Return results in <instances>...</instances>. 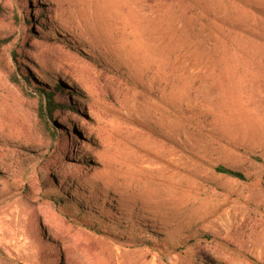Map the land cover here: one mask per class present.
<instances>
[{
  "label": "rangeland",
  "instance_id": "374dc122",
  "mask_svg": "<svg viewBox=\"0 0 264 264\" xmlns=\"http://www.w3.org/2000/svg\"><path fill=\"white\" fill-rule=\"evenodd\" d=\"M0 38V264H264V0H0Z\"/></svg>",
  "mask_w": 264,
  "mask_h": 264
},
{
  "label": "trees",
  "instance_id": "16d2710c",
  "mask_svg": "<svg viewBox=\"0 0 264 264\" xmlns=\"http://www.w3.org/2000/svg\"><path fill=\"white\" fill-rule=\"evenodd\" d=\"M31 24H32V17H28L27 19H25V25L26 26H28V25L31 26ZM5 42H6L5 39L0 38V45H3ZM12 58L17 63V58H18L17 54L14 53L12 55ZM36 89H37L38 94H39V98H38V118L40 120H43L45 115L51 116L53 114L54 115L57 114L58 110L60 108H63L64 105H66L64 101L62 102L58 98V94L60 93V91L61 90L64 91V89H67L66 87L63 86V88H61L57 84H54L52 87H48V86L43 85V84H40V85L36 84ZM48 127H49L50 135L52 136V138H54L55 140H58V135L54 131V129L51 128L49 125H48ZM65 131L66 130H63V133H62L63 143L67 142V139L65 137ZM55 155H56V153L53 154V156H55ZM215 170L218 173H223V174L232 176L234 178H237L238 180H242V181L245 180V177H244V175L241 172L233 170V169H230V168H227L225 166L218 165V166L215 167ZM49 183H53L52 180H50ZM91 195H93V194H89V195H87V197H89ZM87 197H84V198H86L85 200H87L85 202H88V203L76 202L74 198H73V201H72L71 194H69V193H67L65 196L62 195V194L61 195L53 194V195L49 196V199L55 205H57L59 207H64V206L69 207V208L77 211L80 216L88 217V216H90V213L88 212V207L90 206V202L92 200L87 198ZM97 214L98 213L96 212V215ZM97 217L99 219H101V221L103 220L102 221L103 223H100L99 219H97V218H94V219L88 218L89 221L83 222L82 224L86 228H88V229H90L92 231H95L98 234H105V231L102 230V227H103V225H110L111 221L108 220L107 218H101L100 216H97ZM135 229L138 232V234L140 233L139 234L140 237H136L134 239V243L136 245H138V246H142V245L152 246V247L156 246V244H157L156 241L161 238L159 233H157L155 231H152V229H150V228L142 229L141 227L138 226ZM56 254H58V253H56ZM196 264H217V263L215 261H213L212 259H210V258L199 257L196 260Z\"/></svg>",
  "mask_w": 264,
  "mask_h": 264
}]
</instances>
